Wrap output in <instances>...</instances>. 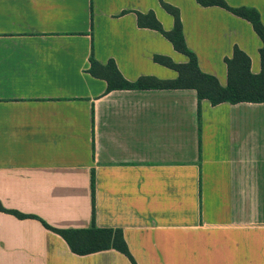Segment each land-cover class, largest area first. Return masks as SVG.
Returning <instances> with one entry per match:
<instances>
[{"label": "crops", "instance_id": "0c3cea01", "mask_svg": "<svg viewBox=\"0 0 264 264\" xmlns=\"http://www.w3.org/2000/svg\"><path fill=\"white\" fill-rule=\"evenodd\" d=\"M177 8L200 70L228 85L236 48L262 71L253 25L219 6ZM253 8L264 0H224ZM161 0H0V264H264V103L200 102L193 89L116 90L89 73L114 61L130 83L185 65L139 25ZM93 178L95 197L93 199ZM95 200V201H94ZM122 230L130 259L80 256L58 230Z\"/></svg>", "mask_w": 264, "mask_h": 264}, {"label": "trees", "instance_id": "16d2710c", "mask_svg": "<svg viewBox=\"0 0 264 264\" xmlns=\"http://www.w3.org/2000/svg\"><path fill=\"white\" fill-rule=\"evenodd\" d=\"M204 7L219 6L236 16L249 21L263 42L260 50L262 71L258 75L251 72V59L240 49L236 48L232 59H228V85L222 87L219 81L208 74L203 73L198 64L197 56L188 48L183 25L180 18V11L164 3L163 8L175 19V26L171 32H165L161 24L157 21L154 13L148 15L139 14V25L149 27L161 32L175 49L186 55L189 62L185 65H177L168 59L157 58L162 64L171 67L179 74L177 80L172 82H161L155 79L142 78L135 83L128 82L118 70L114 61L107 65L98 62L94 55L90 58L89 73L99 79L105 80L108 84L107 92L116 90H138L146 88L156 89H193L198 94L200 102L199 114L201 113V102L209 100L213 106L222 103H264V25L259 12L253 8H231L224 0H197ZM93 199L95 197V181L93 178ZM95 201V200H94ZM0 212H10L19 218H25L18 212L8 211L0 205ZM44 225L59 234L70 246L71 250L80 256L98 253L105 250L114 249L133 260L128 245L125 241L122 230L100 229L95 225V212L93 214V226L83 230H58L48 224ZM133 263L135 264L134 260Z\"/></svg>", "mask_w": 264, "mask_h": 264}]
</instances>
